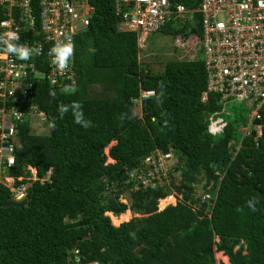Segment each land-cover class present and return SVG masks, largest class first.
<instances>
[{
  "label": "trees",
  "instance_id": "trees-1",
  "mask_svg": "<svg viewBox=\"0 0 264 264\" xmlns=\"http://www.w3.org/2000/svg\"><path fill=\"white\" fill-rule=\"evenodd\" d=\"M88 1L94 12L75 39L74 89L40 80L33 103L46 112L49 132H32L28 116L20 127L23 147L11 175H24L27 165L40 179L51 175L32 183L25 207L0 208V264H217V252L230 264H264V129L258 139L256 132L242 139L246 108L239 102L222 132H210L209 117L220 105L214 94L202 101L201 53L155 73L139 63L137 34L120 30L115 0ZM174 1L190 9L200 4ZM162 31L201 36V15L188 23L173 19ZM143 91L155 95L143 98ZM60 105L68 106L63 116ZM115 141L108 163L106 149ZM156 150H173L182 161V179L173 184L182 199L162 211L159 200L172 190H134L127 175ZM203 180L206 202L193 188ZM126 195L129 203L121 201ZM11 197L0 182V206ZM128 210L140 216L115 226L111 214Z\"/></svg>",
  "mask_w": 264,
  "mask_h": 264
},
{
  "label": "built area",
  "instance_id": "built-area-1",
  "mask_svg": "<svg viewBox=\"0 0 264 264\" xmlns=\"http://www.w3.org/2000/svg\"><path fill=\"white\" fill-rule=\"evenodd\" d=\"M114 4L121 20L120 30L137 34L142 65L148 64L151 35L161 32L173 19L176 23H188L193 21L196 12L200 13L202 35L193 34L187 38L180 35L177 46L190 52L199 46L207 76L202 101L207 102L214 94L220 105V111L209 117V131L221 133L227 124L223 116L234 113L229 105L244 102L246 123L239 127L242 139L254 132L256 139L262 136L264 0H200L197 9L187 8L174 0H115ZM93 12L94 7L88 0H0V36L14 31L19 36L14 43L36 50L27 61L0 52V182L10 189L13 198H27L32 183L40 179L37 169L31 165L24 167L22 176L10 173L23 147L19 132L27 122L26 116L31 131L47 118L46 112L33 103L35 84L46 80L61 91L74 89L75 56L71 57L68 69L60 72L52 63L50 50L57 41L70 40L75 54L76 36L89 28ZM145 73L149 71L146 69ZM154 95V91H143L141 96ZM27 103L30 104L28 114L24 111ZM181 167L182 161L173 150H156L127 175L129 182L135 183L134 190L167 187L175 196L173 184L176 178L181 180ZM50 175L51 171L40 180H49ZM17 182L22 183L17 185ZM205 183L193 185L194 195L202 202L211 199L204 190Z\"/></svg>",
  "mask_w": 264,
  "mask_h": 264
},
{
  "label": "rangeland",
  "instance_id": "rangeland-1",
  "mask_svg": "<svg viewBox=\"0 0 264 264\" xmlns=\"http://www.w3.org/2000/svg\"><path fill=\"white\" fill-rule=\"evenodd\" d=\"M181 39L180 35L173 36L169 34H165L163 31L151 35L149 38V46L147 48V53L149 54V57L147 59V63L150 64L153 68V71L155 73L163 72L165 68V64L169 61H180V60H194L197 59L200 56L199 52V46L195 47L193 51H188L187 48H182L177 46V40ZM41 75L38 74V77ZM235 106H237V103H231L229 105V108L232 110L235 109ZM238 107V106H237ZM227 115L223 116L226 117ZM36 134H48L49 130L45 123L43 124H37L33 127V131ZM117 142L112 143L107 149L106 153H109V150L115 146ZM113 160L108 158V163H112ZM182 179V175H181ZM179 181V179H177ZM205 180L202 181L204 183ZM199 191H201L199 189ZM126 203H129L127 195L124 196ZM182 199V196L176 192L175 196L174 193L168 197L167 199L161 201L159 203L160 208L163 209L165 205H175L177 202H179ZM124 203V201H123ZM140 216L139 214H134L132 211H129L120 217H115L113 215V220L115 222V226H118L122 224L123 222H127L131 220L134 217ZM123 217V219H122ZM112 220V219H111ZM113 222V221H112ZM223 253V252H222ZM220 252H217L215 254L217 259V264H230L229 261H227L223 256L219 255ZM224 254V253H223ZM229 259V258H228Z\"/></svg>",
  "mask_w": 264,
  "mask_h": 264
},
{
  "label": "clouds",
  "instance_id": "clouds-1",
  "mask_svg": "<svg viewBox=\"0 0 264 264\" xmlns=\"http://www.w3.org/2000/svg\"><path fill=\"white\" fill-rule=\"evenodd\" d=\"M18 40H19V36L14 31H9L4 36H0V52L7 53L10 55H14L16 58H18L20 60L27 61L31 58L32 54L36 50L31 49L26 45L14 43V41H18ZM50 54L53 56L52 63L56 66L58 71L64 72L65 70L68 69L69 61H70L71 57L74 55V44L70 40L68 42L57 41L54 44V46L51 48ZM72 107L74 109H78L80 107V105L74 104ZM58 111L60 112L61 116H63L65 113H67L68 106L60 105L58 108ZM76 123L82 124L85 127L88 126L87 122H85L82 119V117H79V116L76 119ZM49 127H51V128L55 127L54 121L49 124ZM107 155L109 157V153H107ZM112 163H114V160ZM171 195L172 194H170L168 197H170ZM168 197H166L164 199H160V200L163 201V200L167 199ZM121 199H125V197L121 198ZM160 200H159V203H161ZM124 203H126V202H124ZM165 208L161 209L160 205H159V211H162Z\"/></svg>",
  "mask_w": 264,
  "mask_h": 264
},
{
  "label": "water",
  "instance_id": "water-1",
  "mask_svg": "<svg viewBox=\"0 0 264 264\" xmlns=\"http://www.w3.org/2000/svg\"><path fill=\"white\" fill-rule=\"evenodd\" d=\"M27 203H28V199L27 198L17 199V198L11 197L8 200H6L0 206V208H7V207H11V206L23 208V207H25L27 205ZM137 217H139V216H137Z\"/></svg>",
  "mask_w": 264,
  "mask_h": 264
},
{
  "label": "bare ground",
  "instance_id": "bare-ground-1",
  "mask_svg": "<svg viewBox=\"0 0 264 264\" xmlns=\"http://www.w3.org/2000/svg\"><path fill=\"white\" fill-rule=\"evenodd\" d=\"M114 143V142H113ZM115 143H116V141H115ZM112 215V217H113V214H111ZM220 256H223L227 261H229V259H228V257L226 256V255H224L222 252H220V254H219Z\"/></svg>",
  "mask_w": 264,
  "mask_h": 264
},
{
  "label": "crops",
  "instance_id": "crops-1",
  "mask_svg": "<svg viewBox=\"0 0 264 264\" xmlns=\"http://www.w3.org/2000/svg\"><path fill=\"white\" fill-rule=\"evenodd\" d=\"M130 211V210H129Z\"/></svg>",
  "mask_w": 264,
  "mask_h": 264
}]
</instances>
